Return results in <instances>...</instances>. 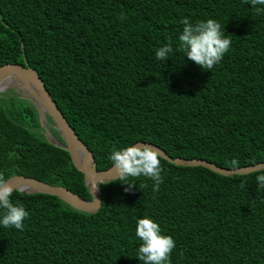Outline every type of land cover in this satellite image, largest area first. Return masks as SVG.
<instances>
[{
  "label": "trees",
  "instance_id": "trees-1",
  "mask_svg": "<svg viewBox=\"0 0 264 264\" xmlns=\"http://www.w3.org/2000/svg\"><path fill=\"white\" fill-rule=\"evenodd\" d=\"M256 8L264 5L0 0V65L26 58L99 170L112 165L114 148L137 141L233 169V159L237 167L264 161V11ZM185 17L215 19L231 40L213 69L179 50ZM168 43L173 52L158 61L156 50ZM12 92L0 93V175L35 177L90 199L69 154L45 140L35 106ZM161 164L158 192L143 176L129 178L131 188L119 179L103 183L102 204L90 214L53 195L15 191L12 202L29 216L23 231L0 225V264H143L135 227L144 216L174 239L170 264H264L261 170L224 176Z\"/></svg>",
  "mask_w": 264,
  "mask_h": 264
},
{
  "label": "clouds",
  "instance_id": "clouds-1",
  "mask_svg": "<svg viewBox=\"0 0 264 264\" xmlns=\"http://www.w3.org/2000/svg\"><path fill=\"white\" fill-rule=\"evenodd\" d=\"M251 5H264V0H251ZM259 13L264 8H256ZM121 21L127 17L121 13L118 17ZM182 33L179 35V50L185 53L188 60L200 66L203 70H211L224 58L231 46V40L222 31V26L215 19H207L192 24L189 18L182 19ZM173 52L171 43L165 44L155 52L158 61H166ZM116 175L114 179L124 181L129 188L135 184L129 178L140 176L153 181V191L158 192L160 184L163 183L161 176L163 166L161 160L164 158L159 149L149 144H133L120 149H113L108 157ZM239 165V161L233 159V168ZM257 190H264V170L255 177ZM245 182H241L244 187ZM146 186V185H145ZM127 190V189H126ZM17 189L0 175V225L5 228H15L23 231L24 221L29 213L20 203L14 204L11 200ZM135 235L142 242L137 250L136 258L143 264H170V256L176 247L174 239L162 233L160 225L152 218L144 216L136 222Z\"/></svg>",
  "mask_w": 264,
  "mask_h": 264
},
{
  "label": "water",
  "instance_id": "water-1",
  "mask_svg": "<svg viewBox=\"0 0 264 264\" xmlns=\"http://www.w3.org/2000/svg\"><path fill=\"white\" fill-rule=\"evenodd\" d=\"M21 48L23 49V43H21ZM10 89L14 90L15 95L30 101L35 106L45 140L69 154L73 166L83 175L91 198H84L62 185L49 184L35 177L21 174L12 175L6 180L22 194L53 195L76 210L89 214L98 211L102 204L100 184L116 180L114 179L116 173L113 166L102 170L97 169L92 152L68 123L38 72L29 66L25 57L24 64L5 63L0 65V93L10 91ZM18 92L21 94H17ZM47 115L51 118L53 128L57 130L61 140L51 132ZM135 144L152 145L160 150L163 159L175 165L202 166L224 176L244 175L264 169V161L228 169L202 158L171 157L162 148L151 142L137 141Z\"/></svg>",
  "mask_w": 264,
  "mask_h": 264
},
{
  "label": "flooded vegetation",
  "instance_id": "flooded-vegetation-1",
  "mask_svg": "<svg viewBox=\"0 0 264 264\" xmlns=\"http://www.w3.org/2000/svg\"><path fill=\"white\" fill-rule=\"evenodd\" d=\"M10 90L12 91L13 89H10ZM13 92H14V90H13ZM13 92H12V93H13ZM13 94H15V93H13Z\"/></svg>",
  "mask_w": 264,
  "mask_h": 264
},
{
  "label": "rangeland",
  "instance_id": "rangeland-1",
  "mask_svg": "<svg viewBox=\"0 0 264 264\" xmlns=\"http://www.w3.org/2000/svg\"><path fill=\"white\" fill-rule=\"evenodd\" d=\"M14 93V92H13ZM17 94H21L20 92H18Z\"/></svg>",
  "mask_w": 264,
  "mask_h": 264
}]
</instances>
